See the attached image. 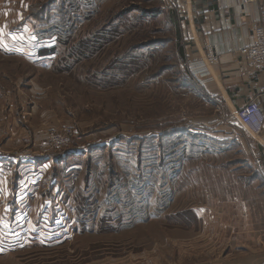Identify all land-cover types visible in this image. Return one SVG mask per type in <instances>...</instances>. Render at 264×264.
<instances>
[{
    "label": "rangeland",
    "instance_id": "374dc122",
    "mask_svg": "<svg viewBox=\"0 0 264 264\" xmlns=\"http://www.w3.org/2000/svg\"><path fill=\"white\" fill-rule=\"evenodd\" d=\"M177 9L0 0V150L54 153L30 191L62 190L67 214L58 231H36L40 204L26 231L1 226L0 264H222L243 217L264 222L258 135L187 74Z\"/></svg>",
    "mask_w": 264,
    "mask_h": 264
},
{
    "label": "crops",
    "instance_id": "0c3cea01",
    "mask_svg": "<svg viewBox=\"0 0 264 264\" xmlns=\"http://www.w3.org/2000/svg\"><path fill=\"white\" fill-rule=\"evenodd\" d=\"M244 1L175 0L183 14L177 9L178 15L176 12L173 15L176 17L177 31L184 42L181 43L183 48L180 54L185 60L187 74L199 83L211 100L218 101L222 108L224 106L237 125L236 112L244 103L254 101L264 110V92L261 89L264 75L260 68L249 65L239 53V49L250 42V28L257 21L259 6L264 0L251 3ZM222 122L212 119L203 125L209 124L212 128ZM258 138L257 150L262 162L256 168L262 170L263 176L252 179L248 186L258 184L264 188V128ZM48 164L43 160L19 161L14 153L0 150V201L8 202L3 205L4 212L0 218L11 214L8 221L5 219L0 223V228L9 226L13 232L26 231L29 208L40 204L37 225L41 227L36 231L63 229L57 225H64L63 219L67 218L66 209L60 202L64 197L63 191H30L42 179V166ZM55 181L54 178L52 184ZM48 214L54 215V218H48ZM252 214L249 212L248 216L243 217L246 221L242 222L241 229L244 230L242 238L245 239L233 248L238 255L226 262L221 261L222 264H264V222L256 217V213ZM21 222L24 224L21 225ZM239 236L237 233L236 237ZM42 242L48 245L47 240Z\"/></svg>",
    "mask_w": 264,
    "mask_h": 264
},
{
    "label": "built area",
    "instance_id": "2783aa9c",
    "mask_svg": "<svg viewBox=\"0 0 264 264\" xmlns=\"http://www.w3.org/2000/svg\"><path fill=\"white\" fill-rule=\"evenodd\" d=\"M244 2H257V0H245ZM259 16L257 21L251 25V35L250 42L239 49V53L244 57L245 61L249 63L252 67L260 68L264 75V1L261 2L259 6ZM262 91L264 92V83L262 86ZM236 119L238 125L242 128H246L256 135H259L264 128V110L261 105L254 101H248L239 108L236 112ZM62 143H67L69 141V134H71L70 128H64ZM57 135L54 132L48 134L49 140H57ZM59 137V136H58ZM60 144V143H55ZM75 150V149H74ZM81 148H77L75 151H80ZM54 153H38L35 154L32 151H22L15 153V157L19 161L34 162L38 160H44L51 157Z\"/></svg>",
    "mask_w": 264,
    "mask_h": 264
},
{
    "label": "trees",
    "instance_id": "16d2710c",
    "mask_svg": "<svg viewBox=\"0 0 264 264\" xmlns=\"http://www.w3.org/2000/svg\"><path fill=\"white\" fill-rule=\"evenodd\" d=\"M172 132H169V134H171Z\"/></svg>",
    "mask_w": 264,
    "mask_h": 264
}]
</instances>
